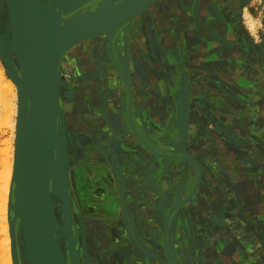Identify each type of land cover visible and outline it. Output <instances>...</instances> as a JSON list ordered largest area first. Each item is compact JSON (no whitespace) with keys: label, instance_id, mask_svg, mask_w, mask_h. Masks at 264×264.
Listing matches in <instances>:
<instances>
[{"label":"rangeland","instance_id":"obj_1","mask_svg":"<svg viewBox=\"0 0 264 264\" xmlns=\"http://www.w3.org/2000/svg\"><path fill=\"white\" fill-rule=\"evenodd\" d=\"M79 1L84 2L86 0H75L70 4V7ZM99 1L100 0H94L93 9L98 6ZM211 6L213 5H209V11ZM238 8L240 10V20L245 21L243 37L239 38L242 43L245 44L244 53L250 52L251 50L258 52V50L262 48L261 43L262 40H264V0H240V5ZM149 9L150 8H146L140 13H147L148 17L142 20V23L137 28V33H140V30H143L144 32L148 31L151 34V37H153L152 41L155 43L154 48L157 49L159 48L158 40H160L163 35H160V31H158V35L156 32L151 31V24H155L156 18H152L150 14L151 10ZM245 10L248 14H246V19L243 20L242 15H244ZM213 15L215 16L216 14H211V12H209L208 16L214 17ZM190 18L192 21L193 19L191 16ZM222 18L230 26L231 22L234 23V21L229 19V16L224 15ZM248 18L253 22V24L255 22L258 23L257 27L259 30H256L255 32L253 31L254 33L248 30ZM10 20L11 19L8 14L7 5L3 3V0H0V35L3 33L6 34L7 28L12 27ZM240 20L239 22L241 23ZM139 21H141V19ZM124 27L125 25L118 29L112 36L113 56L122 73L123 69H126L128 72L127 58L129 49L128 46H126V41L128 42L127 39L130 37L127 36L122 30ZM168 27L170 26L168 25ZM228 32L230 33V30H228ZM132 34L135 36L134 32H132ZM0 39V50L4 51V59L7 62L5 57L9 52V48L2 44L3 38H1V36ZM255 41H258V43L255 44ZM228 43L234 45L237 44V41L228 40ZM211 45L212 44L208 41L207 49H213V53L214 47L212 48ZM165 46H161V48L164 50V53H170L168 51V47ZM191 47L194 48V45ZM232 54H235V52L232 51ZM166 57L168 61L169 57ZM191 57L192 56H190V58ZM183 63L185 67V70L184 68H181L183 73L190 72V74H193L199 69V62L197 60L195 62L191 61V63ZM214 63L215 62L207 63L206 82H214V79L216 78L214 71L216 68H214ZM111 64L112 62L110 61V57L108 55L107 35L106 33H101L83 40L66 50V52H64L62 55L60 64L58 66V94L60 95L57 129L58 156L56 158L57 165L63 163V166L65 167L64 172L68 179V183L66 185H61L59 189L62 192L67 191L69 195L71 208V236L78 257V263L169 264L164 251L162 227L172 203H174V201L180 197L186 198L196 187L199 172H197V168L194 167L192 161L194 160L199 165H201L200 160L198 159L199 157L195 156V154L198 153L196 152L198 150H191L189 152L186 146H184L185 143L183 141H185V137L182 135V125L180 123L179 125L176 124V127L172 129L174 130L172 131L174 134H170V136L174 138L175 146L167 147L157 142V145H159V148L157 149L154 145L156 142L153 137L144 131L141 132L140 126H136L133 123L130 124L129 122L128 126L131 131L130 137L136 141L137 148L142 147L141 150L144 153V157L148 155L151 156L148 164L152 170L157 168L160 162L154 155L155 151L166 155L172 154L177 156V158L186 159V161L175 158L176 160L167 159L160 162L162 163V169H164V171H167L169 168L172 169V167H179L177 173L174 174V179L171 180L172 188L161 190L162 193L157 194L159 200L156 201L147 200L151 193L146 189L137 190L135 197H132V203L129 204V207L125 209L124 204L121 202L122 191L118 188H110L111 184L108 180L107 168H101L99 166L100 164H97V162L94 161V157L99 156L104 166L106 165L105 155L108 156L109 153L113 152V150H111L113 148H109V143L111 142H109V140L115 139L114 136H111L110 130L108 128L111 124H124V116L122 115V112L123 106L127 105L128 96L125 78L121 77L119 73H117L113 64ZM150 64L152 65L151 62ZM230 64L232 63H229V65ZM188 65H190V71L186 69V66ZM257 66L261 69L264 64L262 61H260L257 63ZM113 70L116 73L118 79L110 74ZM15 73L16 71L14 70V72L11 73L12 76L8 74L6 67L0 57V183L4 185L3 187L0 184L1 190H3L1 193L3 196L0 194L2 199L0 200V203H2L0 204V264H6L8 260H10V264H13L11 257L8 216L11 213L13 206L16 125L18 119L17 82L19 79L14 78L18 76V73L14 75ZM128 79L130 80L129 77ZM8 80L13 83L15 82L14 88L8 87L6 84ZM180 83L181 77L175 80V90L177 92L179 91ZM203 84L204 83L202 82V85ZM163 87L164 88L162 89V93H160L159 97L163 102L161 105H167L166 101L172 96L171 92L172 89H174V86H172L169 93H167L166 86L164 85ZM98 94L100 95L99 104L96 106L95 97H97ZM219 96L220 95H216L215 97L219 99ZM208 97L209 96L203 97V94L200 93H192L190 95L191 103L194 105L193 109L197 112L198 116L200 115V117H202V119L199 118L197 120V124L201 122L200 120H202V122L205 124L203 127L206 128L205 133H207V136L232 143L234 135L236 134L232 131L231 125H227L219 119L220 115L217 118L214 116L220 114V112L209 107L210 104L208 103ZM92 101L93 103L91 104ZM3 105L7 106H5V108L8 112H6ZM7 113H9L7 118L9 120L6 121L4 118L7 117ZM4 114H6V116H4ZM2 119L4 120L2 121ZM14 123L16 124L14 125ZM237 125L239 126V123H236V126ZM186 130H188V127ZM196 130H199L198 126L196 127ZM258 133L256 132L255 134L258 136L262 135L260 133L259 135ZM195 134L197 136L198 132ZM253 138L254 137L251 135L250 139ZM142 139L145 140L149 147H147V145L142 142ZM152 140L155 142L154 144H152ZM243 140H245V137H243ZM234 145L236 144H232V146ZM5 159L7 160V163L9 162L7 164L9 166L6 165ZM7 167H9V169ZM184 168L186 172L188 171L187 173H184L182 170ZM81 173H83V177L85 178L84 185H81V183L79 184ZM259 173V171H254V173L250 174L249 176L252 175L257 177ZM161 175L164 174L160 173V176ZM221 180L222 179H220V182ZM95 186L101 188L100 200L93 198L92 196ZM76 191L81 192L79 194L81 199L80 201L77 200V203L74 202V192ZM214 192V195H217L216 191ZM222 193L226 194L227 192H224L223 190ZM58 199L60 198L58 197ZM187 201L177 207L171 213L166 230V240L174 263L231 264L235 259V254L232 255L230 253L222 252V246H225V240L227 242L230 241L231 235L234 233L233 228L236 223L233 220L231 213L237 212L236 209L238 208V214L244 213L245 211L239 205L238 207L235 206L231 208L230 205L224 207L219 204L217 207L213 205H207V207L202 205V209H200L198 212L190 213V204ZM228 203H230V201ZM56 210L61 211L59 205H56L55 211ZM111 210L112 214L109 212ZM128 213L131 216H141L138 218L140 222L136 226L137 231L135 229V232H133L135 238L129 235V230L126 228L127 224L125 219ZM56 223V245L58 249L57 254L59 260L62 262V264H70L64 247V238L61 234L62 228L60 212L56 218ZM239 225H241L239 227L245 228L244 223L240 222ZM257 229L258 228H255V230ZM205 233L207 235L208 233L211 234L209 237L204 238ZM202 234L203 237L200 238ZM223 234L226 236V239L223 237ZM4 249H6V252ZM246 254L247 253L244 252V255H239V258L241 259L239 264H251L250 262L264 264L262 259L263 257H261V255H259V257L256 255L257 259L252 260L253 255H249L248 257L250 258L247 259L244 257ZM18 257L19 259L21 258L19 253ZM6 258L9 259L6 260ZM5 260L7 262H5ZM242 260L247 262H243Z\"/></svg>","mask_w":264,"mask_h":264},{"label":"crops","instance_id":"obj_2","mask_svg":"<svg viewBox=\"0 0 264 264\" xmlns=\"http://www.w3.org/2000/svg\"><path fill=\"white\" fill-rule=\"evenodd\" d=\"M210 4L213 6L209 11ZM239 5L240 0L155 1L147 8H150L152 18H156L155 24H151V31L156 32L157 35L160 31V35H163L158 40L159 48L157 49L154 48L153 37L148 31L140 30V33H137L142 20L148 17L147 13L135 16L125 25V29L122 30L130 36L127 39L128 42L126 41V46L129 49L127 65L131 103L129 107L128 105L123 106L124 124H111L108 128L115 139L109 140L111 141L109 148H113L111 149L113 152L108 156L105 155L106 165L102 167L107 168L110 188H118L122 191L121 202L125 209L132 203V197H135L137 190L146 189L151 193L147 200L156 201L159 200L157 194L162 193L161 190L172 188L171 180L174 179V174L177 173L179 167L164 171L163 167L157 164V168L153 170L150 168L148 163L151 156L144 157L142 147L138 149L136 141L130 137L128 110L130 109V124L140 126L141 132L144 131L153 137L156 143L152 140V144L155 143L157 149L159 148L158 143L167 147L175 146L174 138L170 136L174 134L172 129L176 127V124L179 125L175 80L180 77L181 68L185 70L183 62L191 63L197 60L199 62L198 71L193 74L190 72L184 74L189 95L192 93L203 94V97L220 95L219 98L222 99L226 108L220 110L209 107L220 112L214 116L217 118L220 115L219 119L231 125L236 135L232 143L207 136L202 120L197 124V120L202 117L198 116L193 109L194 105L189 96L188 130H186L183 142L189 152L198 150L195 156L200 160L201 177L195 193L187 202L190 204V213L198 212L202 209V205L217 207L219 204L224 207L230 205L231 208L239 205L245 211L238 214V208L237 212L231 213L237 225H234V233L230 241L227 242L223 234L225 246H222V252L235 254V259L231 264H239L241 260L239 255H244V252L247 253L244 256L247 259L250 258L249 255H253L252 260H256V255L258 257L261 255L264 262V66L261 69L257 66L260 61L264 64V40L258 52L251 50L244 53L245 44L239 38L243 37L245 21L240 20ZM209 12L216 15L209 17ZM246 14L248 13L245 10L242 15L243 20L246 19ZM224 15L234 21V23L231 22V26L222 18ZM257 25V22L253 24L249 18L247 19L249 31L259 30ZM228 40H236L237 44H229ZM208 41L212 44V48L214 47L213 53V49H207ZM257 43L258 41H255V44ZM192 45L194 48L191 47ZM161 46L168 47L170 53H164ZM232 51L235 54H232ZM166 56L169 57L168 61ZM209 62H215L214 82L205 81L206 66ZM229 63L232 64L229 65ZM186 67L190 71V65ZM110 74L118 79L114 70ZM164 85L167 93L174 86L172 96L166 101L167 105H161L163 102L159 97ZM236 123H239V126H236ZM197 126L199 130H196ZM255 131L262 135L258 133L260 135L258 136ZM196 132H198L197 136ZM251 135L253 139H250ZM232 144L236 145L232 146ZM94 158L96 162L100 160L99 156ZM254 171H259V175L249 176ZM160 173L164 175L160 176ZM80 176L79 184L84 185L83 173ZM220 179H222L221 182ZM100 190V187L95 186L92 192L93 198L101 199ZM223 190L227 193H222ZM214 191L217 195H214ZM80 193V191L74 192V202L80 201ZM188 197L189 195L186 198ZM196 200L198 205L194 209L192 206ZM137 216H131L128 213L125 219L126 228L133 238H135L133 232L135 229L137 231L136 226L140 222L138 218L141 217ZM238 222L244 223L245 228L239 227L241 225ZM255 228L258 229L255 230ZM210 234L205 233L204 238L209 237ZM202 237L203 234L200 238Z\"/></svg>","mask_w":264,"mask_h":264},{"label":"water","instance_id":"obj_3","mask_svg":"<svg viewBox=\"0 0 264 264\" xmlns=\"http://www.w3.org/2000/svg\"><path fill=\"white\" fill-rule=\"evenodd\" d=\"M24 4L22 0H6L8 14L12 28L17 25L41 30L38 63L39 82L34 86L31 69L27 63L20 65V78L17 82L18 90V119L16 125V155L14 167V195L11 213L8 216L11 257L13 264H62L57 254L56 219L49 213L51 194H57L62 204L69 207L67 191L59 187L68 183L63 163L57 165L58 156V66L64 52L75 44L94 35L106 33L108 55L117 73L125 78L127 89V105L131 103L130 81L128 72L123 73L117 66L113 56L112 36L123 25L129 23L156 0H100L95 9H91L94 0L77 2L75 0H54L50 5H41V0H29ZM108 30H112L111 33ZM0 57L10 76L12 71L4 59V51L0 50ZM181 72V83L177 92L176 105L178 121L182 125V135L185 137L187 129L189 92L187 79ZM15 78V77H14ZM27 91V97L22 89ZM208 103L213 108L223 110L226 105L222 99L215 96L208 97ZM27 119L28 133L31 143L27 144L23 131ZM128 121L131 122L130 109ZM132 127V126H131ZM142 142L149 145L142 139ZM24 149L27 150L28 161L23 160ZM160 162L163 159L176 160L175 155L154 152ZM183 159V158H177ZM158 161V162H159ZM159 165L162 167V163ZM193 162V161H192ZM189 163V162H188ZM197 172L199 169L197 168ZM200 173L196 187L186 199L179 198L172 203L164 220L162 237L164 251L169 264H175L170 254L166 240V230L171 213L186 202L196 191L200 180ZM57 179L56 185L54 184ZM62 205L60 208L62 212ZM56 205L54 206V209ZM19 227V228H17ZM22 230L28 249L29 263L22 262L18 257V232ZM61 234L70 264H79L73 245L70 226V214L61 213ZM19 230V231H18Z\"/></svg>","mask_w":264,"mask_h":264},{"label":"bare ground","instance_id":"obj_4","mask_svg":"<svg viewBox=\"0 0 264 264\" xmlns=\"http://www.w3.org/2000/svg\"><path fill=\"white\" fill-rule=\"evenodd\" d=\"M24 2V4H29L30 1L29 0H22ZM3 3L6 4V0H3ZM135 18V17H134ZM3 23V22H2ZM8 24V23H7ZM4 25V24H3ZM5 26V25H4ZM10 26V25H9ZM17 28L13 29L12 30V27L11 28H7L6 30V34L3 33L1 34V38H3V45L7 48H9V52L6 54V60H7V63H8V66L9 68L12 70V72H14V70L16 71V73H18L15 78H20V65L22 63H27L29 66H30V69H31V74H32V79L34 81V86H37L38 85V82H39V72H38V69H39V63L37 61L38 59V56H39V50H40V44H41V39L42 37L44 36V33L39 30V29H36V28H32V27H26V26H23V25H20L18 24L16 26ZM3 31V30H2ZM109 33L112 32V30H108ZM117 34V33H116ZM105 35V34H104ZM91 38V37H90ZM1 40V39H0ZM125 45V44H124ZM124 47V46H123ZM83 49V48H82ZM84 58V57H83ZM64 62V61H63ZM73 62V61H72ZM60 64V63H59ZM112 65V64H111ZM94 69V68H93ZM16 73L14 75H16ZM86 75V74H85ZM94 75V74H93ZM104 75V74H103ZM99 76V75H98ZM101 76V75H100ZM99 78V77H98ZM99 81V79H98ZM15 83V82H14ZM13 82L11 81H7L6 84L8 85L9 88H14L15 85H14ZM91 86V85H90ZM96 86V85H95ZM7 88V87H6ZM24 88V87H23ZM16 89V88H15ZM16 92V91H15ZM22 92L24 93V95L27 97V91L24 89H22ZM18 93V92H17ZM16 93V94H17ZM60 93V92H59ZM87 93V92H86ZM63 94V93H62ZM100 94V93H99ZM96 98V101H95V105L99 104V95ZM60 95V94H59ZM61 98V97H60ZM95 100V99H94ZM93 103V101L91 102V104ZM4 106V109L6 110L5 106L6 105H3ZM7 107V106H6ZM94 109V108H93ZM9 110V109H8ZM95 110V109H94ZM6 112H8L6 110ZM5 113V112H4ZM100 113V112H99ZM102 113V112H101ZM8 114L7 113V117H3L4 119L9 120L7 119L8 118ZM12 114V113H11ZM4 116H6V114H4ZM1 119V118H0ZM2 119V121L4 120ZM62 120V119H61ZM27 119H26V123H25V127H24V131H23V135H24V138L28 139L27 140V144L31 143V138L30 136L28 137L27 136V133H28V124H27ZM7 123V122H6ZM16 123H14L15 125ZM62 124V123H61ZM1 125V124H0ZM82 126V125H81ZM84 127V126H83ZM104 127V126H103ZM80 128V127H79ZM90 134V133H89ZM98 134V133H97ZM86 135V134H85ZM89 137V136H88ZM12 159V157H11ZM9 160V159H8ZM23 160L24 162L26 163L28 161V155H27V150L24 149V153H23ZM191 160V158H190ZM7 160L5 159V163L6 165L9 163L6 162ZM10 161V160H9ZM102 160H99L97 162H99V166L102 168L104 166L103 162H101ZM12 162V160H11ZM4 163V165H5ZM13 164V163H12ZM192 164L194 165V167L198 168L199 169V172H200V165L193 160ZM9 166V165H7ZM5 167V166H4ZM9 169V167H7ZM192 169V168H191ZM7 170V169H6ZM184 171V173H187L185 171V168L182 169ZM192 171V170H191ZM195 171V170H194ZM191 173V172H190ZM179 174V173H178ZM183 174V173H182ZM186 175H189V174H186ZM180 177V176H179ZM188 179V178H187ZM186 179V181H187ZM13 182V180H12ZM56 182H57V179H55L54 181V184L56 185ZM185 182V181H184ZM1 184V183H0ZM2 185V184H1ZM1 185H0V194L3 192V190H1ZM4 187V185H2ZM180 186V185H179ZM178 187V186H177ZM4 194V193H3ZM2 195V194H1ZM1 195H0V200L1 199ZM5 195V194H4ZM3 196V195H2ZM6 196V195H5ZM4 199V198H3ZM5 200V199H4ZM1 202V201H0ZM2 202H5V201H2ZM171 202V201H170ZM193 208L195 209L198 205V201L196 200V202H193ZM2 204V203H0ZM60 204L62 205V212L54 209V206L55 205H59ZM3 206V205H2ZM159 206V205H158ZM185 208V207H184ZM70 202H69V207L66 208V205L65 204H62L61 203V200L58 199V196L57 194L53 195L51 194V204H50V207H49V213L53 214L56 218L58 217V214L59 212L60 213H67L68 215L71 214V210H70ZM110 212V211H109ZM185 212V211H184ZM112 214V211L110 212ZM164 216V215H163ZM159 217V216H158ZM55 218V219H56ZM160 218V217H159ZM183 218V217H182ZM163 219V218H162ZM159 220V219H158ZM161 220V219H160ZM5 221V220H4ZM156 221V220H155ZM163 221V220H162ZM147 236V235H146ZM149 241V240H148ZM64 242V241H63ZM152 242V241H151ZM148 243V242H147ZM155 243V242H154ZM152 243V244H154ZM76 244V243H75ZM6 248V247H5ZM63 249V248H62ZM5 252H6V249H4ZM146 250V249H145ZM63 251V250H62ZM149 252V251H148ZM18 253L20 255V259L22 260V262H27L29 263V257H28V249H27V246H26V242H25V239H24V236H23V233H22V230L20 228V232H18ZM150 253V252H149ZM122 256V255H121ZM163 256V255H162ZM165 256V255H164ZM166 258V257H165ZM9 258H6V260H8ZM5 260V262H7ZM163 260V259H162ZM8 264H10V260H8L7 262ZM6 263V264H7Z\"/></svg>","mask_w":264,"mask_h":264},{"label":"flooded vegetation","instance_id":"obj_5","mask_svg":"<svg viewBox=\"0 0 264 264\" xmlns=\"http://www.w3.org/2000/svg\"><path fill=\"white\" fill-rule=\"evenodd\" d=\"M52 1H50V0H41V5H50V3H51ZM94 5V3L91 5V9H93V6Z\"/></svg>","mask_w":264,"mask_h":264}]
</instances>
